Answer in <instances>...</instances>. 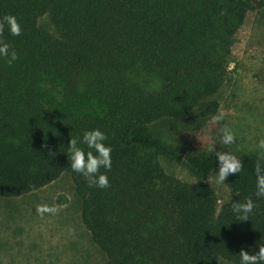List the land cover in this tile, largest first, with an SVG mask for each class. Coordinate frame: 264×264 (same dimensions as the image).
Masks as SVG:
<instances>
[{
  "label": "trees",
  "instance_id": "1",
  "mask_svg": "<svg viewBox=\"0 0 264 264\" xmlns=\"http://www.w3.org/2000/svg\"><path fill=\"white\" fill-rule=\"evenodd\" d=\"M261 9L264 0H0V18L22 27L0 37L19 57L9 65L0 56V196L69 173L100 264H240L242 249L257 252L260 158L236 155L244 169L227 178L221 201L208 180L215 153L168 142L154 125L217 113L237 33ZM44 14L56 34L40 25ZM94 129L112 148L106 189L90 188L68 158L71 137L88 151L83 133ZM163 156L183 160L196 180L167 172ZM248 197L257 207L239 221L232 204Z\"/></svg>",
  "mask_w": 264,
  "mask_h": 264
},
{
  "label": "rangeland",
  "instance_id": "2",
  "mask_svg": "<svg viewBox=\"0 0 264 264\" xmlns=\"http://www.w3.org/2000/svg\"><path fill=\"white\" fill-rule=\"evenodd\" d=\"M46 30L56 34L47 14L39 18ZM227 124L237 135L236 143L222 145L221 125L212 117L200 122L193 119H166L154 129L168 142L188 151L215 149L235 155L254 154L264 138V9L253 13L240 28L233 46L229 76L218 94ZM165 170L182 180L196 176L181 159L161 157ZM216 171L209 177L221 201L230 194L224 183H214ZM39 204L58 205L59 214L41 217ZM104 252L95 244L82 222L81 205L69 173H63L44 187L17 197L0 196V264H100ZM227 264V263H224Z\"/></svg>",
  "mask_w": 264,
  "mask_h": 264
},
{
  "label": "clouds",
  "instance_id": "3",
  "mask_svg": "<svg viewBox=\"0 0 264 264\" xmlns=\"http://www.w3.org/2000/svg\"><path fill=\"white\" fill-rule=\"evenodd\" d=\"M13 36L22 34V27L18 19L14 15H5L0 18V37L3 36L5 27ZM0 56L7 59L9 65L19 59L17 52L12 49V46L0 39ZM224 113H218L212 117L214 124L221 125L219 128L220 143L222 145H232L236 143V133L223 123ZM108 136L99 129L85 131L83 133L82 143L86 145L88 151L78 146V140L71 137L68 146V158L71 169L82 175L87 181L90 188L106 189L111 187L109 178L101 169L110 171L112 168V148L105 144ZM256 147L261 151V159L255 161L256 175V191L257 199L264 198V138H261ZM208 151L214 152L218 158V171H216L214 183L219 186L223 185L230 175L241 173L244 169V164L240 158L231 152L216 151L215 145H210ZM50 156L55 153L49 152ZM212 182L211 180L209 181ZM257 204L251 197L246 198L244 202H235L232 204V211L236 214L239 221H248L250 214L253 213ZM61 211L58 205L39 204L36 206V212L39 216L47 215L55 216ZM240 264H264V244L259 246L257 252L251 253L246 250H241L239 253Z\"/></svg>",
  "mask_w": 264,
  "mask_h": 264
}]
</instances>
